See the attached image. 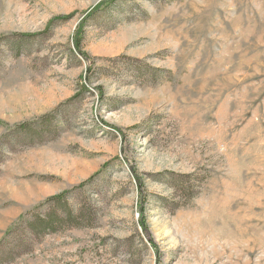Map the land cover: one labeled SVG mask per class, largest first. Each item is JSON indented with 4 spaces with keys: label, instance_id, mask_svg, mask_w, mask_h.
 Listing matches in <instances>:
<instances>
[{
    "label": "rangeland",
    "instance_id": "374dc122",
    "mask_svg": "<svg viewBox=\"0 0 264 264\" xmlns=\"http://www.w3.org/2000/svg\"><path fill=\"white\" fill-rule=\"evenodd\" d=\"M31 207L91 224L5 234ZM0 239V264H264V0H0Z\"/></svg>",
    "mask_w": 264,
    "mask_h": 264
},
{
    "label": "trees",
    "instance_id": "16d2710c",
    "mask_svg": "<svg viewBox=\"0 0 264 264\" xmlns=\"http://www.w3.org/2000/svg\"><path fill=\"white\" fill-rule=\"evenodd\" d=\"M100 6V5H99ZM26 35H32V34H26ZM80 41V30L77 31L76 38L73 42L74 49L83 57L88 58L86 53L83 52L79 46ZM46 117V115H45ZM26 122H21L16 125H5V131H8L9 129L13 130L15 128H19L21 126H24ZM13 127V128H12ZM133 171V174H135L134 167H130ZM136 178H138L137 175H135ZM91 177H89L87 180H90ZM68 190H64L58 194L49 196L45 201H63L66 197V194L68 193ZM37 207V206H36ZM36 207H31V209H28L26 212H23L21 215L17 217V219L7 228V231L5 234H10L17 230L18 228L25 227L28 229L31 233L37 234L40 232V234L47 233L48 231L57 230L60 228H63L64 226L71 225V226H79L84 224L90 225L89 222L91 218L87 219V214L84 212V210H73L71 208H67V212L64 216H61L57 218V220L53 221L52 214L54 213H48L47 216L43 219H39V217L35 213ZM76 211V212H74ZM82 211V212H81ZM143 208L140 205L139 208V216H140V226L146 231V221L143 217ZM3 239V238H2ZM2 239H0V246L2 245ZM149 242L152 243L151 239H149ZM154 244V243H152Z\"/></svg>",
    "mask_w": 264,
    "mask_h": 264
}]
</instances>
